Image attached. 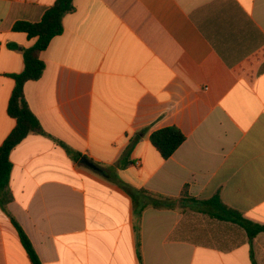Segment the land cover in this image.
<instances>
[{
	"label": "crops",
	"instance_id": "0c3cea01",
	"mask_svg": "<svg viewBox=\"0 0 264 264\" xmlns=\"http://www.w3.org/2000/svg\"><path fill=\"white\" fill-rule=\"evenodd\" d=\"M55 2L0 0V147L17 124L12 76L37 41L13 27ZM74 5L41 53L42 78L24 88L46 134L10 153L0 264H32L9 215L42 264H253L252 251L264 264V232L250 242L240 225L199 212L219 193L264 225V0ZM172 126L186 140L164 159L150 136ZM128 189L176 203L139 217Z\"/></svg>",
	"mask_w": 264,
	"mask_h": 264
},
{
	"label": "trees",
	"instance_id": "16d2710c",
	"mask_svg": "<svg viewBox=\"0 0 264 264\" xmlns=\"http://www.w3.org/2000/svg\"><path fill=\"white\" fill-rule=\"evenodd\" d=\"M74 10V0H56L54 5L44 13L40 21H18L13 27L15 31L27 33L29 38H37V41L33 46L22 49L24 70L22 73L12 76L16 85L9 102L8 113L12 118L16 119L17 124L0 147V204L6 212L8 204L13 200L10 189V177L13 166L10 160L11 151L29 135L46 134L39 119L28 105L24 92L25 85L28 82L38 81L42 78L46 66L41 60V53L48 48L54 37L63 33V18L66 14L74 12ZM185 140L186 136L184 133L174 126L157 130L150 136L152 145L164 159L170 158ZM100 171L106 172L103 168H100ZM127 191L134 201L136 214L139 217L148 206L174 208L176 203L175 199L154 195L145 190L128 189ZM183 196L189 201L199 202L194 198L188 197L187 190H184ZM200 202L204 205V211H199L200 213L204 212L211 218L240 225L246 230L250 242L258 234L264 232V225L246 219L239 211L225 205L219 193L210 199ZM9 216L32 264H42L26 232L15 218L11 215ZM251 258L253 264H257L253 251L251 252Z\"/></svg>",
	"mask_w": 264,
	"mask_h": 264
},
{
	"label": "water",
	"instance_id": "95a60500",
	"mask_svg": "<svg viewBox=\"0 0 264 264\" xmlns=\"http://www.w3.org/2000/svg\"><path fill=\"white\" fill-rule=\"evenodd\" d=\"M82 162H83L86 166L90 167L91 169L99 170V168L97 167V165L94 164L93 162H91V161H90L89 159H87V158H83Z\"/></svg>",
	"mask_w": 264,
	"mask_h": 264
},
{
	"label": "rangeland",
	"instance_id": "374dc122",
	"mask_svg": "<svg viewBox=\"0 0 264 264\" xmlns=\"http://www.w3.org/2000/svg\"><path fill=\"white\" fill-rule=\"evenodd\" d=\"M184 211L189 212L190 213V208H188L187 206H180Z\"/></svg>",
	"mask_w": 264,
	"mask_h": 264
}]
</instances>
